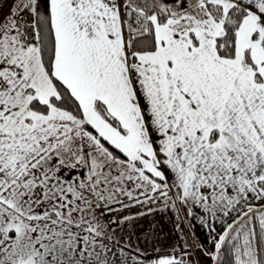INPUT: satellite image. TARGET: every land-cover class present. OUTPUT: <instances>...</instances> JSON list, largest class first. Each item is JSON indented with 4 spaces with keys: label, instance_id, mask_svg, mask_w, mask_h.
I'll use <instances>...</instances> for the list:
<instances>
[{
    "label": "snow or ice",
    "instance_id": "1",
    "mask_svg": "<svg viewBox=\"0 0 264 264\" xmlns=\"http://www.w3.org/2000/svg\"><path fill=\"white\" fill-rule=\"evenodd\" d=\"M197 253L264 264V0H0V264Z\"/></svg>",
    "mask_w": 264,
    "mask_h": 264
},
{
    "label": "crops",
    "instance_id": "2",
    "mask_svg": "<svg viewBox=\"0 0 264 264\" xmlns=\"http://www.w3.org/2000/svg\"><path fill=\"white\" fill-rule=\"evenodd\" d=\"M199 215V213L197 214ZM174 214L171 212H159L146 219L137 222L136 227H130L129 231L132 233V243L139 244L141 248H146L150 255H156L153 251V245L166 249L174 237L170 234L172 229V220ZM185 232L188 233L189 242L193 245L194 239L196 245L203 241L207 235L199 223L198 218L192 221V227L189 226L188 220H184ZM157 234H159L157 238ZM164 234H168L166 237ZM199 237V240L197 239ZM167 239L168 243H165ZM159 254H164L163 250ZM206 258H204L205 260ZM206 264L208 260L205 261Z\"/></svg>",
    "mask_w": 264,
    "mask_h": 264
},
{
    "label": "rangeland",
    "instance_id": "3",
    "mask_svg": "<svg viewBox=\"0 0 264 264\" xmlns=\"http://www.w3.org/2000/svg\"><path fill=\"white\" fill-rule=\"evenodd\" d=\"M4 12H5V13L7 12V8L4 9ZM195 246H196V242H195V239H194L193 247H195ZM206 247H208V245H206ZM197 256H198V258L200 259L201 264H206L205 261H206L207 259L204 260V257H203L201 254H199V253H197ZM208 263H210V262L208 261Z\"/></svg>",
    "mask_w": 264,
    "mask_h": 264
}]
</instances>
